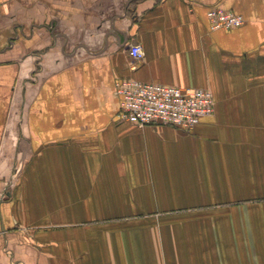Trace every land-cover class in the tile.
I'll return each mask as SVG.
<instances>
[{
  "label": "crops",
  "instance_id": "1",
  "mask_svg": "<svg viewBox=\"0 0 264 264\" xmlns=\"http://www.w3.org/2000/svg\"><path fill=\"white\" fill-rule=\"evenodd\" d=\"M215 7L243 26L211 30ZM133 44L141 61L128 54ZM124 79L208 89L214 113L189 132L118 122L115 85ZM17 106L25 121L0 182V264H197L210 258L208 233L183 247L166 234L117 235L116 162L139 161L156 183L179 177L181 197L154 207L264 194V0H0V174ZM146 171L140 184L153 182ZM85 192L94 194L86 204ZM84 208L108 225L86 232ZM253 240L264 254V231Z\"/></svg>",
  "mask_w": 264,
  "mask_h": 264
},
{
  "label": "rangeland",
  "instance_id": "2",
  "mask_svg": "<svg viewBox=\"0 0 264 264\" xmlns=\"http://www.w3.org/2000/svg\"><path fill=\"white\" fill-rule=\"evenodd\" d=\"M21 108L22 106H17L12 109L7 118L5 137L9 138V145L4 147L7 152V156H5L7 162L0 174V182L3 184H7L9 181L7 176L15 156L14 147L17 146L13 144V140L19 132L16 127L20 118L23 120L21 126L24 127L25 109L23 113H20ZM116 118L118 122H123L118 118V114ZM136 127L143 129L146 126ZM24 151L27 152L25 147L18 157L17 174L22 173L26 168L27 161H25ZM140 164L139 161L116 162L117 186L116 191L110 194L119 208L116 211L120 214L117 213L113 220L111 218L109 220L113 221L117 235L121 231L123 232L124 228H130L135 238H138L139 234H148L156 242L157 237L166 234V238L179 239L180 247H183L189 245V236L194 235L197 240L199 236L208 233L210 236L206 242L210 241V258L207 255L205 258H197V264H208V260L210 264H234V262L237 264H264V254L256 253L258 250L253 240L255 233L264 231V194L259 193L257 197L245 200L211 204L209 208L154 207L159 203L171 204L177 197H181L180 191L186 186L183 183H178L179 177L164 178V183H156L155 178H147V171L141 169ZM123 169H127L129 174ZM144 171H146L144 180L148 179L153 182L140 184L142 179L140 175ZM123 172L127 175L124 176ZM173 176L175 174L172 173ZM125 179L131 180V184H123ZM93 195L89 192L84 193L85 204L91 200ZM98 195L102 196L101 193ZM152 205L153 207H151ZM84 210L85 223L83 227L86 232L108 225L107 220L91 217L92 210L86 208ZM175 234L178 236L174 237ZM235 234H237L239 242L236 241ZM160 243L161 240L158 244ZM180 250L185 252V250ZM248 250L252 253L251 256L245 255ZM204 251L206 253L207 250Z\"/></svg>",
  "mask_w": 264,
  "mask_h": 264
},
{
  "label": "built area",
  "instance_id": "3",
  "mask_svg": "<svg viewBox=\"0 0 264 264\" xmlns=\"http://www.w3.org/2000/svg\"><path fill=\"white\" fill-rule=\"evenodd\" d=\"M206 17L211 30H232L245 22L241 15L217 7L209 9ZM128 54L135 61L144 58L139 44L131 45ZM115 89L121 99L118 118L138 127L162 125L189 132L201 119L214 113V98L208 89L170 87L133 79L118 81Z\"/></svg>",
  "mask_w": 264,
  "mask_h": 264
}]
</instances>
